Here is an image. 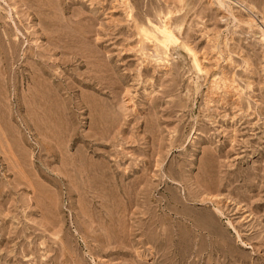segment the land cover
Segmentation results:
<instances>
[{
	"label": "rangeland",
	"instance_id": "1",
	"mask_svg": "<svg viewBox=\"0 0 264 264\" xmlns=\"http://www.w3.org/2000/svg\"><path fill=\"white\" fill-rule=\"evenodd\" d=\"M259 28L264 0H0V264H264Z\"/></svg>",
	"mask_w": 264,
	"mask_h": 264
},
{
	"label": "bare ground",
	"instance_id": "2",
	"mask_svg": "<svg viewBox=\"0 0 264 264\" xmlns=\"http://www.w3.org/2000/svg\"><path fill=\"white\" fill-rule=\"evenodd\" d=\"M162 26H164V28L163 27H159V28H163V29H165V30H168V26L166 25V24H164V25H162ZM161 31V30H160ZM169 31V30H168ZM259 31H260V39H261V41H263L264 42V29H260L259 28ZM162 32V31H161ZM165 33V32H164ZM195 65L197 66V68L198 69H200L201 68V62L195 57Z\"/></svg>",
	"mask_w": 264,
	"mask_h": 264
}]
</instances>
